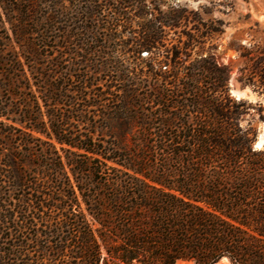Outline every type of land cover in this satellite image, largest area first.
Here are the masks:
<instances>
[{"label": "trees", "instance_id": "obj_1", "mask_svg": "<svg viewBox=\"0 0 264 264\" xmlns=\"http://www.w3.org/2000/svg\"><path fill=\"white\" fill-rule=\"evenodd\" d=\"M184 12L0 0V264H264L262 109L231 96L220 31ZM121 23L141 31L100 30ZM240 55L264 96V48ZM92 110L102 127L71 129Z\"/></svg>", "mask_w": 264, "mask_h": 264}, {"label": "rangeland", "instance_id": "obj_2", "mask_svg": "<svg viewBox=\"0 0 264 264\" xmlns=\"http://www.w3.org/2000/svg\"><path fill=\"white\" fill-rule=\"evenodd\" d=\"M175 3L179 5L180 9L185 11L183 14H200V16L208 23V25L212 24L214 28L220 31V34L217 35L212 42L214 50L210 52V55L214 57L216 63L219 66L226 67L229 70V88L231 96L236 98L233 93L241 92L244 93V96L241 97L240 100L247 101L253 105L261 106L263 120L258 121L255 124L257 128V141L260 136H264V96L253 92L249 87L242 86V84L239 82V71L245 66V60L240 55L241 52H243L245 49L248 50L255 46L264 48V0H175ZM163 10L166 12L167 6H164ZM190 28L191 26H189L187 30ZM183 29L184 27H181L177 31H181ZM100 30L106 33L115 30L118 32H139L141 31V27L134 23L131 26L121 23L117 27L106 25L105 27H101ZM165 30L173 33L168 28H165ZM1 45H3V43H0V46ZM5 49L8 53V51H10V46H7ZM54 53L56 52L54 51ZM49 54L51 55V53ZM66 60L68 62L65 64L64 68L68 69L70 68V64L68 63H71V60L69 58ZM130 68H132V66H130ZM136 68L137 70H144V64L138 63ZM91 73L92 72H90L89 76L94 78L95 75ZM96 78L97 80L102 79V82L105 81V77H100L97 75ZM68 88L70 89L71 86H68ZM67 95L71 96L70 93H67ZM63 104L64 106L60 105L59 107H62L66 116H69V104ZM95 112V110L91 111L89 114L90 116L87 117V120L89 121H70L69 126L74 131L80 132L83 136L88 135V132L91 130V128L94 126L102 127L103 125L102 120V122L98 121V113ZM4 122L7 123L6 121ZM94 139L97 142L103 143H110L114 141L110 135L102 134L100 132L94 134ZM126 141L130 142V139H127ZM257 150H264V145L261 149ZM89 220L91 221L90 218ZM177 264L195 263L178 262ZM217 264L231 263L227 260L220 261Z\"/></svg>", "mask_w": 264, "mask_h": 264}, {"label": "water", "instance_id": "obj_3", "mask_svg": "<svg viewBox=\"0 0 264 264\" xmlns=\"http://www.w3.org/2000/svg\"><path fill=\"white\" fill-rule=\"evenodd\" d=\"M236 97L237 100H240L241 97L244 96V93L238 92V93H233ZM261 137V136H260ZM260 137L258 138V140L255 142V149H261L264 145V143H260Z\"/></svg>", "mask_w": 264, "mask_h": 264}, {"label": "bare ground", "instance_id": "obj_4", "mask_svg": "<svg viewBox=\"0 0 264 264\" xmlns=\"http://www.w3.org/2000/svg\"><path fill=\"white\" fill-rule=\"evenodd\" d=\"M262 137H263V138H262ZM263 141H264V136H261V137H260V143H264ZM222 261H227V260L224 259V260H222Z\"/></svg>", "mask_w": 264, "mask_h": 264}]
</instances>
